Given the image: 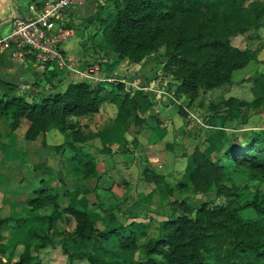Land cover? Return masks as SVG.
Instances as JSON below:
<instances>
[{"label":"trees","instance_id":"16d2710c","mask_svg":"<svg viewBox=\"0 0 264 264\" xmlns=\"http://www.w3.org/2000/svg\"><path fill=\"white\" fill-rule=\"evenodd\" d=\"M96 1L99 7L84 20L97 23L104 47L98 54L114 53L107 65L116 69L125 63L144 62L163 46L165 69L177 80L175 92L190 101L201 91L230 82L234 70L248 64L252 49L234 45L231 38L264 25V0ZM59 73L57 68L47 67L41 72L44 79L32 82L37 99L35 94L28 99L26 88L17 93L18 84L0 79V118H8L11 131L27 123L23 137L39 139L42 144L51 129L69 136L70 158L80 163L84 177L95 174L96 162L83 147L85 136L77 117L97 112L102 101L116 104L115 115L98 129L102 150L117 143L126 152L130 125L140 129L150 118L156 123L152 129L160 131L155 138L163 136L151 90H126L118 79L69 81L59 89L53 80ZM250 91V100L230 96L218 104L250 109L264 106V70L253 77ZM189 165L187 174L194 190L215 186L216 195L226 198L204 201L164 218L157 233L148 235L146 222H122L111 208L103 207L104 215L97 216L71 201L59 205L57 191L43 181L26 203L32 209L51 205L59 212L47 214L39 228L28 224V218L0 215V256L7 249L4 231L24 227L26 238L14 242L7 264H48L41 251L56 245L65 255V264H110L106 257L116 256V252L105 241L115 238L119 248L129 249L139 245L140 236L146 237L140 244L146 257L132 264H264V193L256 190L242 198L238 190L223 183L230 174L264 180V131L249 130L230 139L221 159L212 160L195 147ZM154 178L163 180L160 174ZM176 186L187 188L185 182ZM83 244L92 251L83 249Z\"/></svg>","mask_w":264,"mask_h":264},{"label":"rangeland","instance_id":"374dc122","mask_svg":"<svg viewBox=\"0 0 264 264\" xmlns=\"http://www.w3.org/2000/svg\"><path fill=\"white\" fill-rule=\"evenodd\" d=\"M91 3L94 5V0H87L83 4L88 6ZM95 4L98 8L97 1ZM96 8L72 21L74 34L64 39L61 45H66V55L73 63H77L79 68H86L85 57H94V60H100V69L113 71L115 69L107 65L112 60L110 53H106L104 57L98 54L104 47L97 23L94 21L89 24L84 20L94 13ZM231 40L240 48L252 49L253 58L244 67L234 70L230 82L201 91L192 101L184 94L175 92L177 80L165 69L163 46L147 57L141 65H137V70L145 67L147 83L154 80L153 88L156 90H151L154 95L160 93L159 98L167 100L164 104L167 108L165 113L174 130L168 137L170 146L163 141L149 143L148 131H145L144 142L139 143L134 135L137 127L130 125L126 133L128 152H122L117 143L111 144L109 150H102L98 129L112 119L113 113L109 110V105L97 113L77 117L85 136L83 147L96 162V171L91 177H84L80 163L70 158L71 150L67 144L71 139L69 136L57 129H51L46 132L45 144L39 139L26 140L22 131L27 123L22 122L16 131H11L6 127L8 118L2 119L0 215L25 217L28 218V224L37 228L42 226L47 214L59 212L51 205L32 209L26 203V198L33 195V190L41 186L43 181L57 191L59 205L71 201L75 206L97 216L104 215L103 207L111 208L122 222L130 219L146 222L148 235L157 233L158 223L164 218L188 211L191 206L204 201L224 200L225 195H216L215 186L206 191L194 190L187 172L195 147L212 160L221 159L230 139L241 137L249 130L264 131V106L250 109L218 104L220 100L230 96L240 100H250L253 97L250 91L252 79L264 70V25L232 36ZM128 64L122 65L121 75L116 79L124 82L126 90H131L139 85L137 78L130 73L134 67ZM125 74L130 75L125 77ZM37 78L41 81L44 79L40 76ZM54 80L57 81V78ZM143 82L144 80L140 84L144 85ZM66 84V80L56 83V88L64 89ZM24 94L28 96L27 92ZM38 97L39 94L35 92L34 98ZM110 103L116 106L115 103ZM158 108L160 110L159 106ZM155 124L153 118L148 119L147 128L151 129L152 139L158 134L156 128L152 129ZM157 174L163 176L162 182L155 181L154 176ZM229 176L230 178L223 179V183L233 190H238L242 198L252 196L256 190L264 193V180L234 177L231 174ZM178 182H185L187 188L179 189L176 186ZM169 187L171 190H168ZM25 229L23 227L4 231L7 249L0 256V264H7L14 242L26 238ZM145 238L140 236L137 241L139 245L129 249L119 248L115 238L105 241L104 243L116 252V256L107 255L106 258L110 264H132L135 260L144 259L146 253L140 244ZM81 247L92 251L87 244ZM41 252L48 264H65V255L58 245Z\"/></svg>","mask_w":264,"mask_h":264},{"label":"built area","instance_id":"2783aa9c","mask_svg":"<svg viewBox=\"0 0 264 264\" xmlns=\"http://www.w3.org/2000/svg\"><path fill=\"white\" fill-rule=\"evenodd\" d=\"M85 1L45 0L31 6L30 14L13 15L8 33L0 35V49L9 48L10 55L19 59L30 54L42 72L52 67L90 83L107 79L94 61L84 69L79 68L77 63L69 59L61 45L64 39L74 34L72 26L65 25L66 10Z\"/></svg>","mask_w":264,"mask_h":264},{"label":"crops","instance_id":"0c3cea01","mask_svg":"<svg viewBox=\"0 0 264 264\" xmlns=\"http://www.w3.org/2000/svg\"><path fill=\"white\" fill-rule=\"evenodd\" d=\"M45 0H0V35H5L8 33L10 26H11V18L13 15L15 14H30L32 12L31 10V6L34 5H38L41 2H43ZM87 1V0H86ZM95 0H94V5L93 3H91L90 5L88 4V6H86L85 4H80V5H74L69 7L66 12V20L65 23H71L72 25V21H74L75 19H78L79 17H81V15H83V13H87L91 10H93L94 8H96V4H95ZM90 6V7H89ZM63 50L66 53V45H63ZM111 57L114 54L112 51H109ZM87 56V55H86ZM105 58H103L104 60ZM147 59V58H146ZM86 63L89 64L91 62H95L98 63L99 66L100 64V60H94V57H91L89 59H87V57H85ZM142 62L140 63H129L128 66L134 67L132 68L133 70L130 72L131 74H133L137 80L136 82L138 83V88H144V89H149V90H156L155 88H153V82L154 80H150L147 83V79H146V75L147 72L144 68H140V70H137L138 68L137 65H141ZM86 64V65H87ZM123 65V64H122ZM122 65L118 66L115 70L113 71H105L103 69H100V72H108V73H114V74H120ZM128 66H124V67H128ZM119 71V72H117ZM41 70L39 69V67L35 64V62L33 61L32 57L30 54H27L26 57L24 59H19V58H14L10 55V51L9 48H2L0 49V79L4 80V81H9L12 83H16L18 84V89H17V93H21L24 92L25 88L27 89V98L29 99L30 96L34 95L36 90L34 88V86L32 85V82L34 81V79H36L38 76H41ZM94 74H97V72H95ZM130 75V74H129ZM128 74H125V77L129 76ZM132 75V76H133ZM57 78V81H55L54 79ZM54 83H59L62 82L64 80H66V83H68L69 81H76L77 78L74 76H71L69 73H64V72H60L56 77H55ZM144 78V79H143ZM142 80H144V85L140 84L142 82ZM159 94H155V104L153 106L154 108V112L158 115V117L161 120L160 125L162 127H164V134L160 139H156L155 136L152 137L150 136V132L151 129L149 130L147 128V126L142 127L140 129L136 128L134 131V135L136 136L135 138H137V141H139V143L144 142L143 137L145 136V131L148 133L147 135V139L149 143H156L157 141H163L164 143H166V145L170 146L171 142H168L169 140V135H171V133L174 131L173 128L171 127L170 123L171 121L168 118V115H166L167 113L165 109V103H167L165 100V98H159ZM106 105H109V110L112 111V117L114 116V113L116 111V106H113L110 101H102L99 110L97 112H99L100 110H102ZM158 106L160 107V110L158 108ZM95 112V113H97ZM2 119H5V117L0 118V121ZM9 130V125L6 126ZM132 127V126H131ZM156 130L158 131V133L160 132L157 128ZM1 133L3 134V131L0 129ZM16 131V130H14ZM24 132V129L23 131ZM23 134V133H22ZM158 135V134H157ZM156 135V136H157ZM27 140V139H26ZM154 140V142H153ZM128 152V151H126Z\"/></svg>","mask_w":264,"mask_h":264},{"label":"water","instance_id":"95a60500","mask_svg":"<svg viewBox=\"0 0 264 264\" xmlns=\"http://www.w3.org/2000/svg\"><path fill=\"white\" fill-rule=\"evenodd\" d=\"M107 79H116L119 77L118 74L102 72Z\"/></svg>","mask_w":264,"mask_h":264}]
</instances>
